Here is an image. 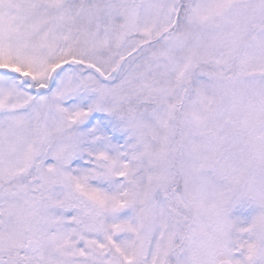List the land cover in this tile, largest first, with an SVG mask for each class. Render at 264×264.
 I'll return each mask as SVG.
<instances>
[{
	"label": "snow or ice",
	"instance_id": "snow-or-ice-1",
	"mask_svg": "<svg viewBox=\"0 0 264 264\" xmlns=\"http://www.w3.org/2000/svg\"><path fill=\"white\" fill-rule=\"evenodd\" d=\"M0 264H264V0H0Z\"/></svg>",
	"mask_w": 264,
	"mask_h": 264
}]
</instances>
